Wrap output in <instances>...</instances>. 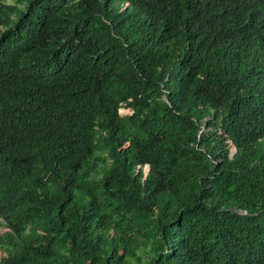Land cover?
Wrapping results in <instances>:
<instances>
[{
	"label": "trees",
	"instance_id": "trees-1",
	"mask_svg": "<svg viewBox=\"0 0 264 264\" xmlns=\"http://www.w3.org/2000/svg\"><path fill=\"white\" fill-rule=\"evenodd\" d=\"M0 217V264H264V0H0Z\"/></svg>",
	"mask_w": 264,
	"mask_h": 264
},
{
	"label": "clouds",
	"instance_id": "clouds-1",
	"mask_svg": "<svg viewBox=\"0 0 264 264\" xmlns=\"http://www.w3.org/2000/svg\"><path fill=\"white\" fill-rule=\"evenodd\" d=\"M4 222H5L4 219L0 217V233H2L4 230L7 229V227H5L4 225H1Z\"/></svg>",
	"mask_w": 264,
	"mask_h": 264
},
{
	"label": "rangeland",
	"instance_id": "rangeland-1",
	"mask_svg": "<svg viewBox=\"0 0 264 264\" xmlns=\"http://www.w3.org/2000/svg\"><path fill=\"white\" fill-rule=\"evenodd\" d=\"M123 112H126V111H123Z\"/></svg>",
	"mask_w": 264,
	"mask_h": 264
}]
</instances>
